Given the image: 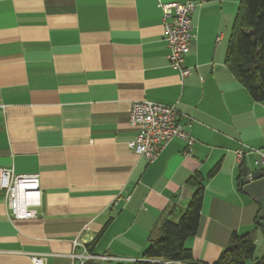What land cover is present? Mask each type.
Returning a JSON list of instances; mask_svg holds the SVG:
<instances>
[{"label": "crops", "instance_id": "crops-1", "mask_svg": "<svg viewBox=\"0 0 264 264\" xmlns=\"http://www.w3.org/2000/svg\"><path fill=\"white\" fill-rule=\"evenodd\" d=\"M186 1L0 0V168L38 175L41 191L31 220L12 219L0 193V264H31L34 253L42 264H81L86 253L136 261L85 264H145L161 222L186 209L196 176L204 197L185 241L190 263H215L232 234H253L254 258L264 254L259 206L239 188L242 166L264 164L234 155L264 153V104L224 63L240 0H192L191 71L182 79L168 66L158 4ZM142 101L176 107L190 154L178 138L151 164L130 150L128 115Z\"/></svg>", "mask_w": 264, "mask_h": 264}, {"label": "built area", "instance_id": "built-area-1", "mask_svg": "<svg viewBox=\"0 0 264 264\" xmlns=\"http://www.w3.org/2000/svg\"><path fill=\"white\" fill-rule=\"evenodd\" d=\"M162 10L164 40L169 49L167 55L168 66L177 71L183 79L190 74V68L184 65V56L190 49L194 39L192 33L191 16L195 10L192 0L185 3L158 4ZM178 111L175 106H165L151 102H134L131 104L128 125L136 132L135 140L129 143V148L142 157L147 163H153L162 150L175 138L185 143L184 153L192 152L194 140L178 123ZM257 154L258 160L254 167H262L264 153L262 150L252 148H239L234 151L239 164L245 156ZM251 181V176H247ZM0 193L6 199L7 209L15 220H31L38 217L36 208L41 205V191L38 175H17L13 168H0ZM127 198L125 201H128ZM87 231V229L85 230ZM82 245L81 239L74 241V246ZM86 252V250L84 251ZM31 264H42L40 254L29 255ZM70 258L79 256L70 255ZM82 259V260H81ZM81 264L88 261H114L119 263H132L136 260L113 258L107 255H93L86 253L81 256ZM140 262V260H138ZM146 264H192L185 262H167L158 259H148Z\"/></svg>", "mask_w": 264, "mask_h": 264}, {"label": "trees", "instance_id": "trees-1", "mask_svg": "<svg viewBox=\"0 0 264 264\" xmlns=\"http://www.w3.org/2000/svg\"><path fill=\"white\" fill-rule=\"evenodd\" d=\"M224 63L251 99L264 104V0L239 1ZM191 185L195 191L186 209L178 220L166 219L161 222L158 236L143 252L144 259L191 262V251L185 246V241L196 233L204 197L199 176L193 179ZM239 188L242 189L240 178ZM255 251L253 234H232L228 248L213 264H254L253 261L258 260L254 258ZM259 264H263L262 261Z\"/></svg>", "mask_w": 264, "mask_h": 264}, {"label": "water", "instance_id": "water-1", "mask_svg": "<svg viewBox=\"0 0 264 264\" xmlns=\"http://www.w3.org/2000/svg\"><path fill=\"white\" fill-rule=\"evenodd\" d=\"M241 182L243 190L252 197L259 206L258 220L260 227L264 232V171L251 170L248 167L240 168ZM251 176L248 181L247 176ZM264 259V254L254 264H259Z\"/></svg>", "mask_w": 264, "mask_h": 264}, {"label": "rangeland", "instance_id": "rangeland-1", "mask_svg": "<svg viewBox=\"0 0 264 264\" xmlns=\"http://www.w3.org/2000/svg\"><path fill=\"white\" fill-rule=\"evenodd\" d=\"M258 253H259V251L256 252V255H259ZM261 256H262V255H261ZM145 264H146V263H145Z\"/></svg>", "mask_w": 264, "mask_h": 264}]
</instances>
